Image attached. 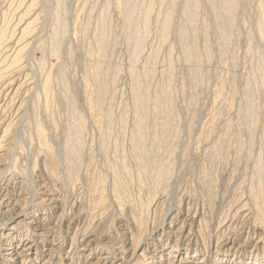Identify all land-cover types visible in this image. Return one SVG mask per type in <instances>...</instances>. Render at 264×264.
<instances>
[{
  "label": "rangeland",
  "instance_id": "1",
  "mask_svg": "<svg viewBox=\"0 0 264 264\" xmlns=\"http://www.w3.org/2000/svg\"><path fill=\"white\" fill-rule=\"evenodd\" d=\"M128 1L0 0V264H264V0Z\"/></svg>",
  "mask_w": 264,
  "mask_h": 264
},
{
  "label": "bare ground",
  "instance_id": "2",
  "mask_svg": "<svg viewBox=\"0 0 264 264\" xmlns=\"http://www.w3.org/2000/svg\"><path fill=\"white\" fill-rule=\"evenodd\" d=\"M211 1H215V0H211ZM221 1H222V0H221ZM225 1H227V0H223L222 2L225 3ZM128 2H130V0H129ZM196 3H197V2H196ZM196 3H195V4H196ZM211 3H212V2H211ZM222 4H223V3H222ZM227 4H228V2H227ZM213 5H214V3H213ZM225 6H226V5H225ZM225 6H224V7H225ZM129 7H130V6H129ZM229 9H230V8H229ZM27 10H28V9H27ZM135 11H136V10H135ZM231 11H232V10H231ZM133 12H134V11H133ZM228 12H229V11H228ZM28 13H29V12H28ZM231 14H232V13H231ZM133 16H134V15H132V17H130V18H133ZM24 17H25V16H24ZM128 19H129V18H128ZM192 19H193V18H192ZM37 20H38V19H37ZM132 21H133V19H132ZM192 21H193V20H192ZM19 22H20V21H19ZM21 22H22V21H21ZM133 22H134V21H133ZM230 23H231V22H230V19L227 20V24L230 25ZM27 24H28V23H27ZM27 28H28V27L26 26V29H27ZM26 29H25V30H26ZM28 31H29V30H28ZM21 32H22V31H21ZM25 32H27V30H26ZM25 32H24V33H25ZM24 33H23V34H24ZM21 36H22V34H21ZM27 36H28V35H27ZM100 39H101V38H100ZM18 40H19V39H18ZM18 42H19V41H18ZM17 53H18V52H17ZM17 56H18V55H17ZM16 58H17V57H16ZM20 59H21V58H20ZM13 60H14V59H13ZM11 61H12V60H11ZM21 61H22V60H21ZM21 61H20V62H21ZM12 62H13V61H12ZM12 62H11V63H12ZM20 62H17V64L20 63ZM11 63H10V64H11ZM17 64H16V65H17ZM12 65H13V64H12ZM4 69H5V68H4ZM7 69H8V68H7ZM5 70H6V69H5ZM13 71H14V70H13ZM101 71H102V70H101ZM6 73H7V72H6ZM12 73H13V72H12ZM99 73H100V72H99ZM8 76H10V75H8ZM102 76H104V74H103ZM2 77H3V76H2ZM3 78H4V77H3ZM99 78H100V76H99ZM99 78H98V79H99ZM6 82H7V81H6ZM4 86H5V85H4Z\"/></svg>",
  "mask_w": 264,
  "mask_h": 264
}]
</instances>
